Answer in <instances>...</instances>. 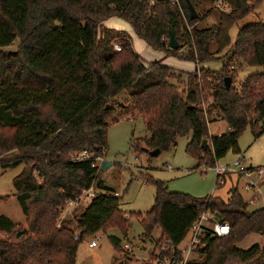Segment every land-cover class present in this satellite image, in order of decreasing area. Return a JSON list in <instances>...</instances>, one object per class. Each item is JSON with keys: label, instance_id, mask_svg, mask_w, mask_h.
Segmentation results:
<instances>
[{"label": "trees", "instance_id": "1", "mask_svg": "<svg viewBox=\"0 0 264 264\" xmlns=\"http://www.w3.org/2000/svg\"><path fill=\"white\" fill-rule=\"evenodd\" d=\"M189 1L194 18L185 0H179L181 10L168 0H0V168L21 165L11 182L24 215L22 224L0 212V264H75L79 240L110 227L119 228L125 239L131 218L138 220L142 238L152 240L157 227L155 240L167 239L176 247L203 211L226 221L228 232L207 233L198 254L184 264H264V243L237 245L251 233L264 237V206L249 209L236 185L224 198L194 196L169 190L165 180L147 175L154 186L152 204L128 212L119 208L120 195L103 185L99 167L92 165L106 150L109 120L136 113L149 132L141 139L144 146L132 139L136 154L167 149L177 136L189 134L184 149L196 167L212 166L227 150L239 153L238 136L246 127L254 138L264 133V69L234 85L238 67H264V18L240 25L232 42L228 33L261 0H222V7L213 5L216 0ZM205 3L210 6L204 14L215 10L217 20L197 26ZM112 15L126 20L152 48L196 63L220 58L218 72L196 66L185 71L180 89L170 80L173 68L160 60L143 62L122 30L103 27L97 37L101 21ZM169 29L177 48L166 44ZM116 37L118 50L111 45ZM15 39L13 50L2 48ZM120 90L130 105L116 112L112 98ZM213 119L224 120L226 128L210 134ZM83 150L88 156L78 158ZM91 186L96 192L89 202L60 218L62 205ZM121 237L108 234L121 253L115 262L132 264Z\"/></svg>", "mask_w": 264, "mask_h": 264}, {"label": "rangeland", "instance_id": "2", "mask_svg": "<svg viewBox=\"0 0 264 264\" xmlns=\"http://www.w3.org/2000/svg\"><path fill=\"white\" fill-rule=\"evenodd\" d=\"M215 2L213 3V5ZM210 4L205 3L200 7V15L202 16L196 23L197 26H207L216 22V11H205ZM264 18V0H261L254 9L245 17L237 20L229 28V37L232 42L235 37L237 28L250 21L261 20ZM188 26V25H187ZM103 27H111L113 29L122 30L129 37L130 45L133 51L139 55L143 62L150 60H160L166 65H172L175 73L170 80L178 84L179 88L183 87L185 79V71L182 64H187L191 67L203 66L209 68L213 73H217L222 60L220 58H209L196 63L191 59H184L178 55L168 53L163 49H155L146 44L131 28L130 24L123 18L112 15L101 21L97 27V37L102 34ZM187 28V27H186ZM120 41L118 38L112 39L113 44ZM17 39L3 49L13 50L16 47ZM121 46V45H120ZM214 43L210 42V50H214ZM114 49V48H113ZM224 51V50H223ZM216 53L221 55L223 53ZM185 60V61H184ZM174 61V62H173ZM189 61V62H186ZM169 65V66H170ZM264 67L261 65H242L236 69V78L234 85L238 83L247 74L261 71ZM116 112L123 111L129 107L130 103L127 94L124 90L118 91L112 98ZM204 107V104H202ZM226 128L224 120L213 119L208 121V131H223ZM144 121L139 114H135L133 118H120L116 121L108 122L106 129L107 147L103 154V160L109 161L110 165L104 169L101 174L103 185L114 189L119 195V208L123 211H144L150 207L153 200L154 186L151 182L146 181V176L150 175L153 178L165 180L167 187L172 191L185 192L194 196L203 195H218L222 198L226 197L227 188L234 183L237 184L240 194L248 201V208L254 209L264 206V178L260 179L258 188L250 189L245 186L246 179L229 174L224 177V180L214 185L215 172L211 166L205 164L196 165L194 157L189 155L185 149V143L189 138V134L176 137L175 144L167 149L159 150L155 154H150L149 149H140L136 154L131 146L132 139H137L139 146H144L143 137L148 136ZM239 155H242V162L246 165H254L264 167V133L259 137L254 138L250 127H246L238 136ZM237 153L227 150L224 156L216 159L215 162L220 165L227 163L236 156ZM21 165L15 167L0 168V195H5L4 199H0V212L9 217L14 222L24 223V215L21 212L19 204L14 194L12 185V177L20 170ZM230 176V178H229ZM255 180L258 178L254 176ZM237 180V182H236ZM95 190V188H94ZM256 195L255 201H250ZM86 201L73 205H64L60 208V218L71 217V212L74 208L79 210ZM77 205V206H76ZM126 215V213L124 214ZM207 223V222H206ZM142 229L137 219H130V226L127 230L125 239H123L121 231L117 227H110L105 231L98 230L89 236L81 239L77 243L75 253V264H115V259L121 255L113 249L108 238V234H114L121 237V242L127 241L132 246V251L129 253V262L132 264H144V256L150 250L156 247V243L161 240H155L159 236V229L154 227L151 231L152 240L142 238L140 233ZM100 236L96 241L95 246H89L88 241L91 238ZM123 239V240H122ZM189 240V232L177 243L178 248H184ZM254 242L264 243V237L258 233H251L245 238L237 242V245L242 248L250 246ZM122 247V246H121ZM123 248V247H122ZM182 254L181 250H178ZM147 252V253H146ZM196 251H192L186 256L185 260L197 255Z\"/></svg>", "mask_w": 264, "mask_h": 264}, {"label": "built area", "instance_id": "3", "mask_svg": "<svg viewBox=\"0 0 264 264\" xmlns=\"http://www.w3.org/2000/svg\"><path fill=\"white\" fill-rule=\"evenodd\" d=\"M153 1L154 0H148V4H151ZM168 2L170 4L176 5L178 9L181 10L179 0H168ZM214 5L217 7H222L224 4L222 0H216ZM187 30H189V26H187ZM113 48L115 50H118L120 48V44L114 43ZM87 156L88 154L84 150L80 151L77 154L78 158ZM102 160L103 157L96 156L92 165L99 167ZM211 167L215 172L216 184L222 182L226 175L236 174L237 176H241L246 179L245 186L247 188L255 189L258 188L257 184L259 183L260 179L264 178V167L254 166L251 164H243L242 155H239V153H237L236 156L227 163L218 165L215 162ZM254 176H257L258 178L255 180V178H253ZM95 192L96 190H94V187L91 186L87 189L82 190L76 198L67 200L62 206L73 205L80 202L81 200H84L86 201V203H88ZM113 193L115 195L118 194L116 191H114ZM255 200L256 195L252 197L250 201ZM214 216L215 214L209 211L201 212L198 215L197 219L193 221L189 227V240L184 248L181 249L178 248V246H172L168 243L167 239H162L161 241H158L156 243L157 245L154 249L150 250L149 253L144 256L143 263L184 264L185 258L190 252H197L205 244L203 238L206 236L207 233L222 235L228 232L227 222L221 219L217 220ZM99 237L100 236H97L96 238H91L88 241V245L95 246L96 241ZM120 246H122L123 249H125L128 253L132 251V246L127 241L121 242ZM175 249L181 250L182 254L175 253Z\"/></svg>", "mask_w": 264, "mask_h": 264}, {"label": "water", "instance_id": "4", "mask_svg": "<svg viewBox=\"0 0 264 264\" xmlns=\"http://www.w3.org/2000/svg\"><path fill=\"white\" fill-rule=\"evenodd\" d=\"M186 1V6H187V10H188V14H189V17L190 18H194L196 15H197V12L194 8V6L192 5V3L189 1V0H185ZM167 46L169 48H177L178 47V41L177 39L175 38V35H174V32L172 29H169L168 30V37H167V42H166ZM223 83H224V86L225 87H228L229 86V83H230V77L227 75V76H224L223 77ZM205 142H206V139L203 138L201 140V146H204L205 145ZM159 151V148H152L149 150V153L150 154H155ZM110 165V162L109 161H106V160H102L100 165H99V171H98V176L100 177L102 172L104 171V169L106 167H108ZM217 220H220V216L218 215H215L214 216ZM115 264H123V262L121 260L117 261Z\"/></svg>", "mask_w": 264, "mask_h": 264}, {"label": "crops", "instance_id": "5", "mask_svg": "<svg viewBox=\"0 0 264 264\" xmlns=\"http://www.w3.org/2000/svg\"><path fill=\"white\" fill-rule=\"evenodd\" d=\"M185 61V60H184ZM174 62V61H173ZM186 62H189V61H186ZM170 65V64H169ZM170 66H172V65H170ZM182 66L184 67V69H182L183 71H190V70H192V69H194L193 67H191L190 65H189V63H188V65L185 63V64H182ZM172 67H174V66H172ZM175 68V67H174ZM220 120H222V119H220ZM219 132H221V131H219V130H217V131H215L214 133H212V132H209L210 134H215V133H219ZM229 178H230V176H229ZM236 182H237V180H236ZM236 186H237V184L236 183H234ZM238 188V187H237ZM239 190V189H238Z\"/></svg>", "mask_w": 264, "mask_h": 264}]
</instances>
